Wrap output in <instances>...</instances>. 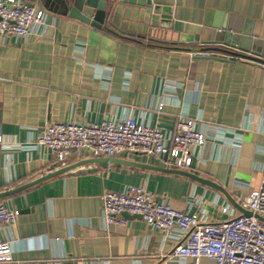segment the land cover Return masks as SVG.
I'll return each mask as SVG.
<instances>
[{"label": "crops", "instance_id": "crops-1", "mask_svg": "<svg viewBox=\"0 0 264 264\" xmlns=\"http://www.w3.org/2000/svg\"><path fill=\"white\" fill-rule=\"evenodd\" d=\"M24 1L47 14L48 26L43 36L0 42V195L9 193L0 204L20 211L16 226L0 231L13 260L0 264H165L160 254L175 239L164 243L139 216L124 214L126 226L104 221L103 194L129 186L213 221L227 218L221 206L243 213L211 185L155 170L171 169L162 157L132 154L119 159L136 166L103 168L24 146L48 123L133 116L169 131L186 113L198 130L243 133L238 152L209 142L189 171L242 207L264 178V0H152L170 8L169 25L162 15L154 23L148 8L107 0L118 30L72 20L57 0Z\"/></svg>", "mask_w": 264, "mask_h": 264}, {"label": "built area", "instance_id": "built-area-1", "mask_svg": "<svg viewBox=\"0 0 264 264\" xmlns=\"http://www.w3.org/2000/svg\"><path fill=\"white\" fill-rule=\"evenodd\" d=\"M47 26L43 10H35L24 0H0L1 43L43 36ZM169 87L176 90L181 85L171 83ZM166 103L159 101L156 112L162 113ZM197 124L198 120L186 113L177 117L175 127L169 131L133 116L105 118L99 123L54 122L46 124L41 134L24 147L45 149L61 163L74 156L82 159L124 158L132 154L167 156L168 168L184 171L192 169L194 160L203 161L202 153L209 142L220 148L240 150L243 133L213 124H204L198 130ZM241 206L251 215L235 213L227 205L221 206V213L227 218L213 221L204 211L176 210L158 201L157 195L145 187L129 186L102 196L103 218L108 226H126L123 215L130 214L139 216L160 233L164 243L175 239L174 248L160 254L165 264L186 261L200 264L203 259L215 264H264V223L257 219V216L264 218V178L257 189L241 200ZM19 215L18 209L2 202L0 231L16 226ZM10 245L11 241L0 243L1 262L13 261Z\"/></svg>", "mask_w": 264, "mask_h": 264}, {"label": "water", "instance_id": "water-1", "mask_svg": "<svg viewBox=\"0 0 264 264\" xmlns=\"http://www.w3.org/2000/svg\"><path fill=\"white\" fill-rule=\"evenodd\" d=\"M115 1V0H114ZM119 4H129V5H135L143 8H148L153 11L154 16L153 19L155 20L154 23H156L157 17L159 19V15L161 16V19H163L164 23L166 25H169L170 22V8L169 7H163L161 5H154L152 0H116ZM57 3L59 5V13L67 16L68 18L72 20H76L86 26H90L92 28L102 30L106 29L107 27L118 30L117 26L109 22V9L111 3L107 0H57ZM156 25V24H155ZM229 29H233L229 26ZM210 59V58H209ZM164 161L167 160V156L163 157ZM85 163H97L103 168H107L109 164H113L114 166H136V164H133L132 162L121 160L119 158L115 157H108V158H95L91 160H84L80 162L79 164H85ZM155 170L164 172V173H169V174H175V175H181L185 176L187 178H190L192 180L202 182L207 185H211L220 191H222L225 196L231 201L232 204L235 206L239 207L240 210L243 212V214L250 216L251 213L245 210H242V207L237 205L233 199L227 195V193L219 186L203 180L200 178L197 174L189 172V171H184V170H176V169H167L165 167L161 168H154ZM64 171V170H63ZM61 171V172H63ZM61 172H56L54 174H49L47 177L43 179H48L51 178ZM9 193H6L4 195H0L1 197L7 196ZM257 219L264 223V218L257 216Z\"/></svg>", "mask_w": 264, "mask_h": 264}]
</instances>
